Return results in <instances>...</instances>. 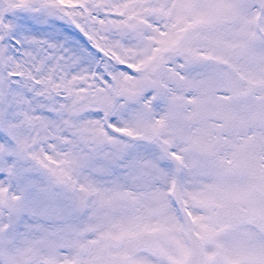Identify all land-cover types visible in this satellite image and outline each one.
<instances>
[{
    "label": "snow or ice",
    "instance_id": "6c2138e0",
    "mask_svg": "<svg viewBox=\"0 0 264 264\" xmlns=\"http://www.w3.org/2000/svg\"><path fill=\"white\" fill-rule=\"evenodd\" d=\"M0 264H264V0H0Z\"/></svg>",
    "mask_w": 264,
    "mask_h": 264
}]
</instances>
